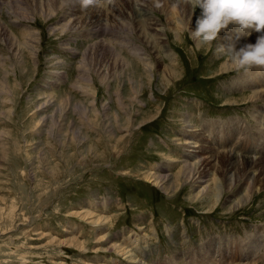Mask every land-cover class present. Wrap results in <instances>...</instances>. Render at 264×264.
I'll list each match as a JSON object with an SVG mask.
<instances>
[{"label":"rangeland","instance_id":"1","mask_svg":"<svg viewBox=\"0 0 264 264\" xmlns=\"http://www.w3.org/2000/svg\"><path fill=\"white\" fill-rule=\"evenodd\" d=\"M200 15L0 0V264H264V175L224 162L264 167V69L217 52L261 33L203 46Z\"/></svg>","mask_w":264,"mask_h":264},{"label":"clouds","instance_id":"2","mask_svg":"<svg viewBox=\"0 0 264 264\" xmlns=\"http://www.w3.org/2000/svg\"><path fill=\"white\" fill-rule=\"evenodd\" d=\"M192 3L201 9L196 28L191 32L200 45L211 47L230 25L238 27L237 39L250 36L253 31L261 33L255 44L239 48L236 43L226 47L219 44L217 52L223 53L236 71L264 69V0H192Z\"/></svg>","mask_w":264,"mask_h":264},{"label":"bare ground","instance_id":"3","mask_svg":"<svg viewBox=\"0 0 264 264\" xmlns=\"http://www.w3.org/2000/svg\"><path fill=\"white\" fill-rule=\"evenodd\" d=\"M101 20V19H100ZM150 25H153V23L152 24H150ZM153 28V27H152ZM98 30V29H97ZM236 30V29H235ZM155 32H157V30L155 31ZM257 36V38H258V36L259 35H256ZM92 37V36H91ZM254 37V36H253ZM103 43V42H102ZM138 54V53H137ZM257 77V76H256ZM255 77V78H256ZM255 78H254V80H255ZM258 78V77H257ZM261 79V78H260ZM253 80V81H254ZM252 81V80H251ZM248 82V83H247ZM246 83L247 84H250L251 85V82L250 81H247ZM257 82V81H256ZM259 84V83H258ZM261 84V83H260ZM257 93H255L254 95H253V97L254 98H257ZM255 100H257V99H255ZM262 101V100H261ZM215 131H213V133H214ZM225 135H229L230 136V133H227V134H225ZM191 138H189L188 139V141L186 142V146H188V148H193V147H195V146H192L193 145V141L191 140ZM193 142V143H192ZM195 144V143H194ZM190 146V147H189ZM186 148V147H185ZM195 148H197V147H195ZM191 155H193V154H191ZM254 156V155H253ZM248 157V156H239V155H237V156H235L234 154H228L227 155V161L226 160H224V162H226L227 163V171H228V175H226V180L228 179H230V182L228 183V187L227 188H229L230 189V187L231 186H233L234 184H236L237 182H236V177L234 176V169L236 168V167H238V166H236V165H238L237 163H240V165H239V167L242 165L243 166V168L244 167H247L248 165H249V167H252V168H258L259 170H260V173L262 174V175H264V167L262 166V165H259L260 164V161L261 160H256L254 157ZM262 163H263V161H262ZM225 164V163H224ZM190 166V165H189ZM224 166V165H223ZM262 167V168H261ZM197 168V167H196ZM253 170V169H252ZM226 171V172H227ZM183 172V171H182ZM246 172H249V171H246ZM201 174V173H200ZM204 174H205V172H204ZM245 174H247V173H245ZM194 175V174H193ZM230 175H232V176H230ZM236 175V174H235ZM228 176H229V178H228ZM248 176V175H247ZM207 178V176L205 177H201V178H199V179H202V180H205ZM245 178V177H244ZM243 178V179H244ZM249 178L252 180L254 177H252V175L251 176H249ZM240 179V178H239ZM241 180V179H240ZM197 181V180H196ZM210 181V183L212 182V181H214V180H209ZM248 181V180H247ZM154 182H156V181H154ZM245 182H246V180H245ZM264 182V181H263ZM204 183V182H203ZM206 184V183H205ZM246 184V183H245ZM156 185H158V182L156 183ZM211 186H212V183H211ZM241 186V185H240ZM250 186V185H249ZM208 187H210V184H208L205 188H204V190H206ZM234 187V186H233ZM233 187H231V188H233ZM242 188V187H241ZM203 190V189H202ZM222 191V190H221ZM241 189H240V191H238L236 194L237 195H240L241 194ZM249 191H250V188H249ZM223 192V191H222ZM236 194H235V196H236ZM244 197V196H243ZM246 198H248V197H246ZM246 198H242L244 201H246V200H248V199H246ZM239 202V201H238ZM242 203V202H241ZM241 203H239V204H241ZM234 209H235V207H234ZM88 216H90V215H88ZM91 218H93V220L95 221V222H97L98 220H97V217L96 216H94V217H91ZM98 218H100L99 216H98ZM102 219V218H101ZM98 223H101V221H98ZM243 251V250H242ZM245 251V250H244ZM121 252L122 253H127L128 254V252H126V249H124V250H121ZM125 255V254H124Z\"/></svg>","mask_w":264,"mask_h":264}]
</instances>
